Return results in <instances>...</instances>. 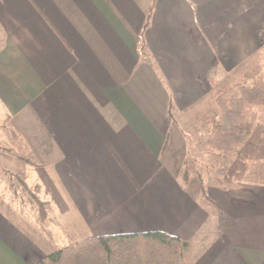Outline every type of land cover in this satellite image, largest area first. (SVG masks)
Masks as SVG:
<instances>
[{
    "label": "crops",
    "instance_id": "crops-1",
    "mask_svg": "<svg viewBox=\"0 0 264 264\" xmlns=\"http://www.w3.org/2000/svg\"><path fill=\"white\" fill-rule=\"evenodd\" d=\"M263 47L264 0H0V131L22 157L0 149L11 193L50 208L57 238L163 232L187 243L186 264H264V186L175 175L183 127ZM15 196L0 194V264H38L64 246Z\"/></svg>",
    "mask_w": 264,
    "mask_h": 264
},
{
    "label": "trees",
    "instance_id": "trees-1",
    "mask_svg": "<svg viewBox=\"0 0 264 264\" xmlns=\"http://www.w3.org/2000/svg\"><path fill=\"white\" fill-rule=\"evenodd\" d=\"M262 110L264 74L256 68L236 77L231 87L210 91L200 117L209 170L202 184L224 191L239 184L264 186V122L258 121ZM4 129L10 137L14 134ZM0 149L22 159L13 148ZM41 206L40 218H44ZM187 246L163 232L97 236L64 246L38 264H186L183 252Z\"/></svg>",
    "mask_w": 264,
    "mask_h": 264
},
{
    "label": "rangeland",
    "instance_id": "rangeland-1",
    "mask_svg": "<svg viewBox=\"0 0 264 264\" xmlns=\"http://www.w3.org/2000/svg\"><path fill=\"white\" fill-rule=\"evenodd\" d=\"M258 69L262 74H264V47L260 50V52L257 54V56H254L252 59V63H249L246 66H243L239 70L236 71V77L246 75L249 71L252 69ZM234 75V74H233ZM229 76L226 79H221L220 83L218 86H215V88L219 89H227L231 87L235 82H236V77ZM208 96V95H207ZM206 96V97H207ZM205 97V98H206ZM203 108V103L200 105L198 109V114L197 117L199 116V120L201 117V110ZM196 123H193L191 126L183 127V129L189 133V142L187 145L188 148V155L184 159V167L181 168L178 172L175 173L176 177L178 178V181L184 185L186 188L190 187V184L192 183V178L198 177L199 181L203 180L205 181L207 177L209 176V170L206 166V146H205V139H206V132L204 127L202 128V123L201 121L197 122V119H194ZM258 121L260 123L264 122V110L259 112V119ZM201 123V124H200ZM201 125V126H200ZM202 128V129H201ZM8 145V141H6V138L3 136V134L0 131V146L1 147H6ZM3 170V169H1ZM184 170H189L188 177L186 178L185 171ZM192 176V178L189 179V177ZM20 182L19 178H9L5 175V173L0 172V194H4V196L10 200L11 204L14 205V202L12 201L13 195L16 197V203L15 205H18V211L22 212L25 214L26 217H33V212L36 214V217L38 218V224L44 231V235H46V238L50 240V246L53 248H60L61 246H65V244H74L77 240V242L82 241L84 239H64V238H57L55 235L52 236V226L49 221L43 220L40 221V208H36L37 206L35 205L36 202L33 200V197L31 195L30 190H28L25 187H21L18 185L17 192L12 194L10 191V185L14 187L16 184ZM201 183V182H200ZM6 185L8 188H6ZM7 193H4V192ZM34 191V189H33ZM14 192V191H13ZM7 194V195H5ZM13 202V203H12ZM31 204L34 209H31ZM39 210V213H35L36 210ZM31 210V213L30 211ZM42 210L47 211L51 215V209L42 207ZM25 212H28L25 213ZM35 217V216H34ZM52 236V237H51ZM51 238V239H50ZM184 257V256H183Z\"/></svg>",
    "mask_w": 264,
    "mask_h": 264
}]
</instances>
